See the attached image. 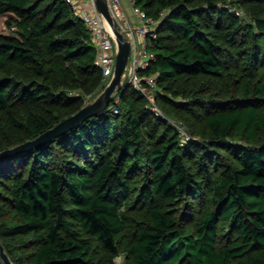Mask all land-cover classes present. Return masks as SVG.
<instances>
[{"label": "trees", "instance_id": "obj_1", "mask_svg": "<svg viewBox=\"0 0 264 264\" xmlns=\"http://www.w3.org/2000/svg\"><path fill=\"white\" fill-rule=\"evenodd\" d=\"M135 5L158 20L142 73L165 115L125 80L1 158L0 239L14 264H264V0ZM97 52L66 0H0V151L105 87Z\"/></svg>", "mask_w": 264, "mask_h": 264}, {"label": "built area", "instance_id": "obj_2", "mask_svg": "<svg viewBox=\"0 0 264 264\" xmlns=\"http://www.w3.org/2000/svg\"><path fill=\"white\" fill-rule=\"evenodd\" d=\"M74 11L81 15L89 27L93 40L98 49L95 63L103 72V79L108 81L114 73V68L119 51L117 36L113 26L100 11L97 0H66ZM124 0H108L109 8L119 30L131 42V53L124 73L125 80L140 89L149 99L152 108L159 114L165 115L156 102L157 77L154 74L142 73L151 60L155 58L150 50L148 40L157 35L158 20L135 5V0L129 2L136 8L137 21L130 19L124 8ZM118 98V97H117ZM180 131L184 141L192 138L188 129L181 121L173 120Z\"/></svg>", "mask_w": 264, "mask_h": 264}, {"label": "water", "instance_id": "obj_3", "mask_svg": "<svg viewBox=\"0 0 264 264\" xmlns=\"http://www.w3.org/2000/svg\"><path fill=\"white\" fill-rule=\"evenodd\" d=\"M97 4L100 11L105 15L107 20L113 26V30L116 33L117 41L119 44V51L117 53V59H116L113 76L105 85V87L101 90V92L92 101L86 103L78 111L62 119L56 125L47 129L37 137L26 140L13 147H9L1 150L0 159L10 155H14L19 152L26 151L37 145L45 144L54 137L71 130L86 118L95 115L103 111L106 107H108L110 102L112 101L113 95L117 91L122 89L124 85V73L131 53V42L128 38H126V36L119 30L118 26L114 23L109 8L108 0H97ZM0 256L5 264H14L10 255L6 251L1 239H0Z\"/></svg>", "mask_w": 264, "mask_h": 264}, {"label": "rangeland", "instance_id": "obj_4", "mask_svg": "<svg viewBox=\"0 0 264 264\" xmlns=\"http://www.w3.org/2000/svg\"><path fill=\"white\" fill-rule=\"evenodd\" d=\"M123 2H124L125 11L127 12L130 19L137 21V19H136V8L134 6H132V4L129 2V0H124ZM98 94H96L95 96H92V97L89 96L86 103L92 101ZM121 260H122V258L119 257L118 261L120 262Z\"/></svg>", "mask_w": 264, "mask_h": 264}, {"label": "crops", "instance_id": "obj_5", "mask_svg": "<svg viewBox=\"0 0 264 264\" xmlns=\"http://www.w3.org/2000/svg\"><path fill=\"white\" fill-rule=\"evenodd\" d=\"M136 19H138V17L136 16ZM136 21V20H135Z\"/></svg>", "mask_w": 264, "mask_h": 264}]
</instances>
